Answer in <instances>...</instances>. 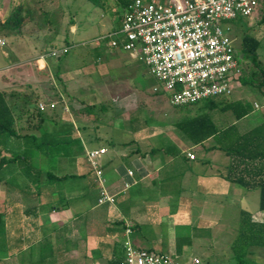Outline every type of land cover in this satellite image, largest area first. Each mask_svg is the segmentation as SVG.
Instances as JSON below:
<instances>
[{"label": "rangeland", "instance_id": "1", "mask_svg": "<svg viewBox=\"0 0 264 264\" xmlns=\"http://www.w3.org/2000/svg\"><path fill=\"white\" fill-rule=\"evenodd\" d=\"M158 1L166 4L169 0ZM21 2L32 11L33 21L24 26L21 31L10 32L2 29L3 32H0V38L5 40V44L0 45V86L4 85V88L1 89L7 94V98L13 99L8 94L11 91L18 93L15 91L17 88L27 92L30 86L26 84L43 85L41 88L44 89L48 84H51L52 79L50 81L49 75L54 69L69 76H74L78 71L84 75L86 80H92V78L94 80L95 78L96 83L93 85L90 83L94 90L96 86H101L106 81L111 86H125L126 93H120V91L113 89L106 96H103L102 103L106 107L104 111L105 113L109 111L111 116L102 114L104 115L102 120H106L105 115L113 118L114 124L119 129L125 124L123 116L132 119L134 125H140L141 128L137 134L145 135L148 140L142 143V147L152 145L161 147L172 140H177V145L182 150L192 149L197 154V161L189 165V167H194L192 171L195 175H200V179L204 174L206 175L203 178L204 182L207 183L205 189L199 188L200 190H197L194 187L193 189H180L181 192L178 191L179 189L177 190V232L179 233L177 234L179 237L177 239V252L160 248L151 251L177 256L182 264H194L195 259L199 260L200 264H239L234 256L233 244L237 239L241 212L246 210L251 214L258 213L256 216L264 219V212H260L259 209V197L257 193H251V197L245 201L235 192L230 193L232 188L230 187L228 190V183L221 179L216 171V169H225L223 167L229 163V157L224 151L209 149L214 145V140L208 141L205 145L196 146L183 139L177 130L176 124L184 118L194 115L203 104L190 107H173L169 102L167 93L160 87L159 81L150 73L143 62L136 61L133 63V60H130L129 52L119 48L115 53L121 56L120 61L117 60L114 63L110 60V54L113 53L112 49L108 48L111 39H104L102 34L106 35L110 31V27H113L115 32L121 29L125 13L122 6L117 5L116 0H105L101 7H95L90 0H0V16L2 18L7 17L12 9ZM261 17L262 11L258 7L255 13L248 18H238L223 23V29L236 54H238L241 51L245 31L251 27L255 28L251 33L263 41L260 54L264 63V26L259 27L257 25ZM72 28L80 31V37H83L74 39V48L63 55L61 61L49 57L46 59L48 66H44L39 57L47 54L50 50L68 47V43L71 41ZM83 52L87 53V67L81 64ZM133 64H137V68H133L131 66ZM92 71L94 72L91 75ZM101 80L103 81L101 82ZM20 85L24 88H21ZM155 88H158L159 92H155ZM79 93L83 94L80 97L87 104L93 101L87 94L91 91ZM84 93L86 94L84 95ZM230 97L235 101H243L251 106V113L248 117L237 122L239 131L246 132L264 122V93L241 86L237 87ZM125 98L133 100L138 107L134 108L132 112L128 109L121 112L114 100L122 101ZM99 114L100 112L97 110L93 111L92 115L98 116ZM214 119L221 128L227 126L228 123L235 122L231 115L222 113H215ZM100 122L96 125L100 128L96 134L102 137V141L105 143V134L109 132L104 129ZM109 135L117 137L116 142L118 143L130 140V136L127 133H121V131L113 130ZM28 143L29 145H27ZM28 143L21 142L22 146L19 145L17 149L22 154H27L28 157L31 155V159L27 163L21 162L20 172L27 174L28 166H30L44 172L58 173L61 152L49 150L50 155L49 153L46 155L43 153L42 147V149L32 152L31 142ZM38 144L41 145L42 141H39ZM78 161L89 172L88 165L90 166V164L87 163L84 155L78 157ZM186 171L187 168H183V165L177 167V175ZM65 174L73 175L76 172L70 169L63 175ZM208 175H215L224 187L210 183ZM90 181L92 180L90 179ZM70 182L74 185L71 186L72 188L78 185L77 181H73V179ZM209 185H213V187H208ZM93 203L91 202L92 206ZM98 210L96 209L97 212ZM205 212L209 218L203 220L202 216ZM54 220L56 219L54 218ZM63 233L61 230L58 232V236L61 237L59 242L55 237L52 238V242H57L60 248L64 246L63 243H60L63 236L66 237ZM120 235L121 233H119ZM71 238L76 240L77 236H71ZM78 256L77 252L74 251L72 254L70 252L64 262L68 260L74 264H81L78 261ZM247 263L264 264V248H251Z\"/></svg>", "mask_w": 264, "mask_h": 264}, {"label": "crops", "instance_id": "2", "mask_svg": "<svg viewBox=\"0 0 264 264\" xmlns=\"http://www.w3.org/2000/svg\"><path fill=\"white\" fill-rule=\"evenodd\" d=\"M114 32L115 29L110 27V31L106 35ZM70 35L71 41L68 43V47L74 46V39L83 37H80V31L75 28H72ZM102 35L106 36L104 33ZM117 39L120 42L121 36H118ZM106 47L108 46L106 45ZM108 48L112 49L113 52L110 54V60L114 63L117 60L120 61L121 56L115 51L118 48L124 50L122 46L113 47L110 43ZM83 53L81 54V64L87 67V53ZM129 55L133 63L140 61L132 53L129 52ZM62 58L61 56L57 60L61 61ZM46 61L48 60L42 61L44 66H48ZM97 62L100 63L99 60ZM131 66L137 68V64ZM94 75L96 76V73ZM49 76L52 82L44 89L41 88L43 85L26 84L30 86L31 90L29 88L25 92L17 88L15 91L18 93L11 91L8 94L13 99L7 98L8 101L12 100L9 102L14 105L16 114L19 113L20 115V117L17 116V127L23 135H29L37 140L32 152L33 150L37 151L38 142L43 141V138H45L46 144L42 147L44 154L48 155L49 153L50 155L49 150L60 147L61 156L58 173L63 175L68 170L73 169L76 175L79 176L73 179L78 184L75 188H72L74 185L70 182L71 179L63 182L60 193L58 192L55 195L51 196L52 190L45 189L40 200L44 205L39 219L41 236L60 226V230L67 237L63 236L60 243H63L64 246L61 248L56 243L60 249L69 250L68 253L71 252V254L74 251L77 252L79 254L78 261L81 264H111V262L118 259L114 250H117L118 245L124 247L126 223L130 222L133 225L130 239L136 248L150 251L155 248L171 249L177 252V239L179 238L177 237V234H179L177 232V192H181L180 189L183 188L205 189L207 184L203 180L206 177L205 174L200 179V175H197V177L192 171L194 167H189L191 163L197 161V154L192 149L182 150L177 145V140H172L161 147L153 145L142 147V143L148 140L145 135L137 134L141 129L140 125H134L132 119L124 116L125 124L118 129L114 124L115 120L109 117L111 116L109 111L105 113L106 107L103 105L102 99L113 89L120 91V93H126L125 86H111L106 81L105 84L96 86L94 90L91 88L90 83L95 84V78L94 80L92 78L93 82L91 79L86 80L84 75L78 71L74 76H69L60 70L54 69ZM24 80L28 81L29 79ZM20 86L24 88L22 85ZM1 88H4V85L0 86V92H3ZM81 91L86 93L91 91L87 94L93 101L88 104L83 101L81 99L83 94L79 93ZM42 102L47 105L56 103L55 109L48 108L45 111L47 117L44 121L40 120L35 113L32 114L38 104ZM114 103H117V107L121 112L125 109L132 112L134 108L138 107L130 98H125L122 101L115 99ZM99 106L102 108L99 109ZM97 107L99 108L97 109ZM97 110L100 112L98 115L100 117L92 115L93 111ZM102 114H108L109 116L105 115L106 120L103 121L104 115ZM99 122L103 124L104 129L109 133H112L113 130L127 133L130 140L118 143L116 142L117 137L108 133L105 134L106 140L104 143L102 137L96 134V131L100 130L96 126ZM54 141L56 145H54ZM101 148L106 149L107 152L99 157V164L104 172L108 191L110 194L117 196V203L114 206L98 205L100 188L96 182L94 171L89 165V172L86 171L78 158L73 161L70 157L71 155L84 153V157L89 163L87 153ZM190 153L195 156L194 160L188 157ZM2 156L11 157V150L7 151V149L0 146V158ZM230 161L229 157V163L223 168H226ZM182 165L183 168H187V171L177 175V167ZM216 171L220 178L228 183V190L230 187L232 188L230 193L235 192L245 201L251 197V193H257L260 200V190H247L243 186L231 183L221 177L220 173L223 170L216 169ZM208 176L210 183L218 187H224L215 175ZM32 177L31 173L20 172L19 164H8L0 169V206L9 200L15 202L21 209L25 208V202H28L31 206L40 203L37 199L38 184L32 180ZM127 184L130 185L128 189H126ZM208 187H213V185ZM60 196L65 197L67 202L70 201V203L64 209L58 207L50 211L52 208L51 202L54 199L59 200ZM91 202H94L93 206ZM96 209H99L98 212ZM7 212L9 216L12 209L9 207ZM257 214H253L255 219L263 220L258 218ZM15 216L14 221L19 219V212H15ZM202 218L206 220L209 216L205 212ZM119 233L122 236H119ZM56 234L58 235V232ZM71 236H77L76 240L72 239ZM37 246H39L38 243L27 246L21 253L12 257L8 253L0 251L1 264H35L37 261Z\"/></svg>", "mask_w": 264, "mask_h": 264}, {"label": "trees", "instance_id": "3", "mask_svg": "<svg viewBox=\"0 0 264 264\" xmlns=\"http://www.w3.org/2000/svg\"><path fill=\"white\" fill-rule=\"evenodd\" d=\"M90 1L95 7H101L105 0ZM133 1L116 0L117 5L122 6L124 10ZM258 3L262 17L257 25L262 27L264 26V0H258ZM31 21H33L32 11L21 2L12 9L7 17L0 16V32L3 30L21 31ZM254 29L251 27L245 31L241 51L238 54L235 52V55L242 69L241 86L264 93V63L260 54L263 41L251 33ZM199 104H203V106L198 112L176 124L177 130L183 139L196 146L205 145L207 141L214 140V145L209 149L224 151L231 159L230 164L221 171V177L231 183L239 184L247 190H260L259 209L260 212H264V122L246 132L239 131L237 122L248 117L251 113V106L243 101H235L230 96L208 99L196 105ZM33 113L42 121L47 117L46 113L40 111L38 106ZM215 113L231 115L236 123H228L227 126L221 128L215 122ZM17 116L20 117L19 113L16 114L14 105L8 101L6 93L0 92V146L7 151L11 150V157L2 156L0 158V169L8 164H19L21 167V162L27 163L31 159V155L28 157L27 154L24 155L17 150L19 145L22 146L21 142L24 141L26 144L31 142L32 147L36 145L37 140L34 137L23 135L17 127ZM45 144L46 140L43 138L42 144L37 145V149H42L41 147H44ZM54 145H56L55 141ZM52 151H60V147L54 148ZM81 155L84 153L70 157L74 161ZM30 173L33 176L32 180L38 184L37 199L40 203L31 206L25 202V208L21 209L15 202L9 200L0 206V251L8 253L12 257L21 253L25 247L38 243L35 264H74L68 260L64 262L69 250L60 249L56 245L57 242H52L53 237L58 242L61 240V237L56 234L60 231V226L41 236L39 219L44 205L40 200L46 188L52 190L51 196L55 195L60 193L63 182L76 179L79 176L76 174L60 175L51 171L44 172L28 166L27 174ZM66 202L65 197L60 196L59 200L54 199L51 202L50 211L58 207L64 209L70 203V201ZM9 207L12 212L8 216L7 209ZM15 212H19V219L16 221H14ZM253 247L264 248V219L256 220L253 214L242 211L237 239L233 244L234 256L239 264H248L247 257ZM114 251H116L118 259L111 264H120L125 256L124 247L118 245L117 250Z\"/></svg>", "mask_w": 264, "mask_h": 264}, {"label": "built area", "instance_id": "4", "mask_svg": "<svg viewBox=\"0 0 264 264\" xmlns=\"http://www.w3.org/2000/svg\"><path fill=\"white\" fill-rule=\"evenodd\" d=\"M258 7V0H169L166 4L134 0L125 9L121 29L104 39H111L113 47L121 45L139 58L159 81L173 107L192 106L231 96L241 87L242 69L223 23L248 18ZM4 44L5 40L0 38V45ZM72 48L50 50L39 60L59 58ZM38 107L45 112L55 109L56 103L42 102ZM106 152L104 148L89 151L87 159L100 188L98 205L114 206L117 196L108 191L99 164V157ZM188 157L195 159L191 153ZM129 187L127 184L126 189ZM132 232L133 225L126 223L125 256L120 264H182L176 256L136 248L130 239ZM193 263L200 264L197 259Z\"/></svg>", "mask_w": 264, "mask_h": 264}]
</instances>
